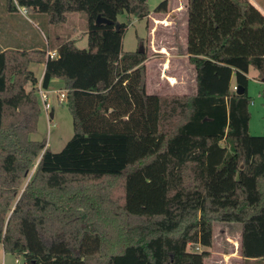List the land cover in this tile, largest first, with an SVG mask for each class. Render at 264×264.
<instances>
[{"label":"trees","instance_id":"obj_1","mask_svg":"<svg viewBox=\"0 0 264 264\" xmlns=\"http://www.w3.org/2000/svg\"><path fill=\"white\" fill-rule=\"evenodd\" d=\"M51 24L87 17V48L0 52V244L21 264H203L212 223H239L243 261L264 259V135L248 132V72L264 71V14L249 0H186L195 93H147L145 52L122 51L120 14L147 0H7ZM168 0L155 8L168 12ZM113 21L95 24L97 15ZM139 43H143L140 39ZM40 86L64 90L73 135L32 140ZM173 80V79H172ZM175 81H171L174 84ZM31 85L30 90L26 86ZM233 86L241 87L237 94ZM35 171L17 196L29 170Z\"/></svg>","mask_w":264,"mask_h":264},{"label":"rangeland","instance_id":"obj_2","mask_svg":"<svg viewBox=\"0 0 264 264\" xmlns=\"http://www.w3.org/2000/svg\"><path fill=\"white\" fill-rule=\"evenodd\" d=\"M163 0H147L150 14L143 19H137L126 13L120 14L119 23H127L122 36V51H135L140 45L145 52L146 75L145 86L147 93L158 94L163 97L176 95H191L193 75L189 66L186 52V0H168V12L156 13L155 8ZM257 6L264 8V0H257ZM7 0H0V48L4 45L13 49L22 46L26 49L28 44L40 43V50H53L61 41L76 38L78 48H87V17L83 13H71L61 24H51L47 16L41 12L20 9L28 22H36L34 26L18 18L19 14L10 13ZM21 15V14H20ZM15 26L12 31L6 30L7 25ZM9 31V32H8ZM9 34H6V33ZM142 39L143 43H139ZM33 42V43H32ZM247 93L250 98L248 106L250 118L248 132L251 135H264V82L257 78V72L250 68L248 72ZM173 79V80H172ZM171 81H175L174 84ZM39 86V85H38ZM35 88L38 105L41 113L37 120L36 129L29 135L32 140L46 139L47 146L53 152L62 149L73 135L72 116L66 104V99L59 100L57 89L48 90V112L53 111L54 117L44 111L43 102ZM31 85L26 86L30 90ZM64 92V90H62ZM48 117V120H47ZM35 158V165L29 170L26 180L17 196L19 199L25 185L35 171L39 160ZM241 225L214 221L212 223L211 246L203 248L189 245L187 249L201 251L208 250L210 255L203 264H264V259L243 261L239 255V241ZM0 264H21V259L12 254L5 253L0 244Z\"/></svg>","mask_w":264,"mask_h":264},{"label":"crops","instance_id":"obj_3","mask_svg":"<svg viewBox=\"0 0 264 264\" xmlns=\"http://www.w3.org/2000/svg\"><path fill=\"white\" fill-rule=\"evenodd\" d=\"M249 1L251 3H253L264 14V8L263 7L261 8V7L257 6V3H258L257 0H249ZM1 2H2V0H1ZM20 9L22 10V8L20 6H18L17 4H15V10L12 7L7 8V10L10 13H13L14 12V13L19 14V17L18 18H22L23 21L25 20L24 22H27L29 25L31 24V26H34L36 22H33V21L28 22L26 20L27 18H25L22 15V12H20ZM14 27L15 26H13L12 24H11V26H10V24H8L7 27H6V30L12 31L13 29H15ZM8 32L6 34H9ZM71 39L76 40V45H77V40L78 39H76V38H71ZM40 43H41L40 41L38 43H33V44L29 43L26 49H23L22 46H17V47H14L13 49H16V50H33V49L40 50ZM10 47L11 46H9V45H4L3 48H0V52L3 51V50H6V49H11ZM56 48H57V45L54 46L53 50H56ZM46 52H47V50H46ZM189 66L191 67V71H192V75H193V79H192L193 80V86H192V90L193 91H192V94H191V95H193L195 93V83H194L195 72H194L193 66H191L190 64H189ZM44 67H45V65L43 63H38V64H32L31 65V69L34 72V75H35V77L37 79L36 88H37L38 85H40V81H41L42 76H43V73H44ZM50 114H51V118H53L54 117V112L51 111V112H49V116H50Z\"/></svg>","mask_w":264,"mask_h":264},{"label":"built area","instance_id":"obj_4","mask_svg":"<svg viewBox=\"0 0 264 264\" xmlns=\"http://www.w3.org/2000/svg\"><path fill=\"white\" fill-rule=\"evenodd\" d=\"M47 57L49 58H54L56 56V50H48L46 52ZM38 88L40 89V85L38 86ZM233 90H236V86H233ZM48 90L45 89H40L38 94L41 97V100L43 102V106H44V111L46 112L47 116L49 114L48 109H49V102H48ZM55 93H59V100L58 101H63L65 99V91L63 92L62 90H57L54 91ZM49 117V116H48ZM47 117V120H48Z\"/></svg>","mask_w":264,"mask_h":264},{"label":"water","instance_id":"obj_5","mask_svg":"<svg viewBox=\"0 0 264 264\" xmlns=\"http://www.w3.org/2000/svg\"><path fill=\"white\" fill-rule=\"evenodd\" d=\"M112 23H113V21H111V20H109V19H106V18L102 17V16L99 15V14H98V15L96 16V18H95V24H96V25H100V24H112ZM119 24H120V23H119L118 21H116V22L114 23V27H115L116 30H118V28H119ZM138 51H139L140 53L143 52L141 45H140ZM261 81L264 82V71H263V76H262V78H261ZM236 93H237V94H242V93H243V89H242L241 87H236ZM50 118H51V114H50Z\"/></svg>","mask_w":264,"mask_h":264}]
</instances>
